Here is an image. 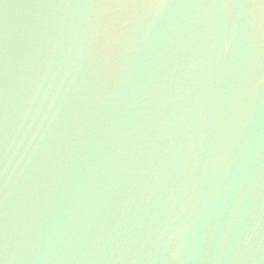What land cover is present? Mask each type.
Here are the masks:
<instances>
[{
    "label": "water",
    "instance_id": "obj_1",
    "mask_svg": "<svg viewBox=\"0 0 264 264\" xmlns=\"http://www.w3.org/2000/svg\"><path fill=\"white\" fill-rule=\"evenodd\" d=\"M94 2L0 0V264H264V0Z\"/></svg>",
    "mask_w": 264,
    "mask_h": 264
},
{
    "label": "snow or ice",
    "instance_id": "obj_2",
    "mask_svg": "<svg viewBox=\"0 0 264 264\" xmlns=\"http://www.w3.org/2000/svg\"><path fill=\"white\" fill-rule=\"evenodd\" d=\"M109 2L110 0H95L93 6L97 8H103ZM118 2L121 3L122 6L124 7L137 6L145 9V8H151L153 5L157 4L159 0H118ZM122 18H123L122 14L119 16H113L109 21H107V23L115 25L119 23ZM105 24H106V20L102 14L99 20L98 28L105 27Z\"/></svg>",
    "mask_w": 264,
    "mask_h": 264
}]
</instances>
